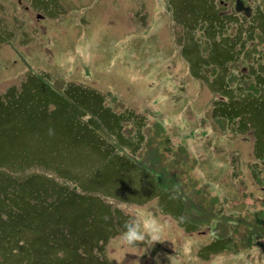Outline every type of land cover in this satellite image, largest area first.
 <instances>
[{"label": "rangeland", "instance_id": "1", "mask_svg": "<svg viewBox=\"0 0 264 264\" xmlns=\"http://www.w3.org/2000/svg\"><path fill=\"white\" fill-rule=\"evenodd\" d=\"M196 1L0 0V132L17 135L31 146L35 142L34 147L57 153L59 160L71 151L64 163L78 160L79 164L90 157L85 154L74 160L77 145L69 149L65 144L73 143V118L85 112L84 106L75 99L82 107L73 101L66 105L58 97L63 93L55 94L49 84L60 83L55 87L58 91L65 83L86 86L108 97L119 112L124 107L131 110L133 103L127 98H135L136 113L150 116L144 117L150 125L159 120L175 143L183 165L177 171L184 173L178 191L186 200V195L194 199V209L188 212L190 222L195 221L192 217L205 216L204 211H216L222 205L229 213L221 215L239 217L235 224L218 227H212L214 218L203 217L197 230H189L161 206L158 196L149 202L126 204L120 195L103 198L99 191L81 192L72 185L78 188L72 190L73 196L87 192L100 195L112 209L121 210L128 223H140L144 215L159 221L162 232L156 242L146 239L134 247H124L117 239L120 234L111 237L100 253L106 264H264V249L250 241L253 231H264L255 227L258 219L264 221V132L256 125L262 114H250L245 101L243 107L238 106L241 114L231 121L230 128L224 116L222 124L217 122L220 117L214 108L222 96L229 95L219 87V80L226 75L225 88L231 91L230 102L234 104L239 94L264 91L258 80L264 76V40L254 30V17L240 22L245 15L235 10L234 0H225V5L221 0ZM247 4L264 13V0H248ZM192 8H203L202 13L195 16L190 13ZM212 11L231 21L222 19L219 26L213 17L217 28L227 30L217 39L237 40L235 47L228 48L234 51L231 61L216 68L207 67L209 59L202 58L209 51L208 44L195 48L193 43L202 37V15ZM194 21L199 29L192 39ZM224 50L222 45L214 58L226 59ZM9 91L13 96H5ZM158 95L163 99L157 100ZM90 114L85 112L82 118L86 125L90 124ZM180 116H185L183 125L177 121ZM14 123L21 126L19 132H12ZM124 134L132 141L141 132L126 123ZM145 147L136 154L139 160L146 158ZM121 153L124 151L118 148ZM166 159V169L173 172L172 157L167 154ZM94 161L90 158L86 165ZM94 169L92 165L91 174ZM57 181L66 185L76 182ZM72 192L65 190L62 197ZM221 236L232 239L229 249L204 253L209 243Z\"/></svg>", "mask_w": 264, "mask_h": 264}, {"label": "trees", "instance_id": "2", "mask_svg": "<svg viewBox=\"0 0 264 264\" xmlns=\"http://www.w3.org/2000/svg\"><path fill=\"white\" fill-rule=\"evenodd\" d=\"M221 2L225 5V0ZM168 4L170 5V1ZM199 9L201 12L198 11ZM202 9L192 8L190 13L197 16L202 13ZM204 16L202 15L204 24L201 31L202 37L196 38L193 42L194 47H201L200 44L206 42L209 51L202 58L209 60L205 65L208 63L207 67L215 68L217 65L223 66L224 63L231 61L234 51L228 48L235 47L237 40L232 39V43L226 38L222 41L218 40V36H223V32L227 30L217 28L212 21L215 17L219 20V26L222 19L228 23L231 21L219 15L217 17L214 11ZM253 17L254 21L251 23L255 27L254 30L259 31L264 40V13L255 8L249 19ZM243 18L248 19V17H242L240 19L242 23ZM172 19H175L173 14ZM195 22L191 25L195 27L192 29V39L196 37L194 32L199 29L198 23ZM244 28L250 29L247 26ZM188 44H190L189 41ZM222 45L225 48L226 59L222 60L220 56L215 59L214 53ZM228 78L229 75H226L219 80V87L229 95L227 97L219 95L222 96V100H226H220L217 102L219 105L216 104L214 107L218 108L220 117L217 122L222 124L224 116L225 120L229 119V122L225 121L226 126L231 128V121L241 114L238 106L241 104L243 107L246 101L250 114H262L256 125L264 132V91L253 95L239 94L235 99L238 102L234 104L230 102L231 91L225 88V81L227 82ZM258 80L264 85L263 75H260ZM59 84L54 86V83H50L49 85L55 94L63 93L64 96L59 94L58 97L66 105L69 106L68 102L73 101L80 106L77 102L79 101L84 106H80L82 110L91 112L90 117L87 118L90 120L89 125L82 120L85 112L82 115L76 113L77 115L73 118L75 131L73 135H70L73 143L65 144V146L73 149L74 144L77 145L74 160L87 154L95 161L86 165L90 158H85L79 164L78 160L76 164L73 161L64 163L71 151L59 160L60 156L57 153L34 147L35 142H33L34 146H31L22 142L17 135L8 133L7 136L0 132V264H19V262L24 264H106L104 262L106 259L100 253L111 237L118 236L125 230L126 224H129L128 218L121 210L112 209V206L105 203L100 195L92 196L87 192V195L78 193L73 196L72 190L77 191L78 188L72 185L81 188V192L90 190L94 194L99 191L103 198L116 199L113 194L120 195L122 196L120 200L126 204L144 203L158 196L161 206L175 215L178 221L189 230H197L203 223L200 220L208 216L210 219L214 218L212 221H215V225L212 227L228 222L230 225L236 223L239 217H234L232 214L221 215L225 211L224 205L219 206L216 211L213 208L211 212L204 211L205 216H194L192 220L195 221L190 222L188 212L194 209L193 195H186L188 199L186 200L178 191V188L182 187L181 183L184 182V173L177 171V167L182 165L179 153L175 143L165 134L159 123L150 125L147 123L148 119L135 117L137 111L131 107H129L131 110L124 107L122 112H119L108 97L86 86L65 83V87L58 91L56 88H59L57 87ZM5 96L13 95L9 91ZM239 99L244 101L240 103ZM177 119L183 125L185 116ZM126 123L134 124V128L141 132V135L135 136V140L130 141L124 136ZM20 127H16L14 123L12 132H19ZM68 131L72 132L70 125H68ZM107 136L111 137L104 139ZM40 137L42 138L43 135ZM144 146L146 147L143 155L146 158L139 160L136 154ZM118 148L124 151V154H118ZM179 152L182 157L181 151ZM62 153H66V150L64 149ZM167 154L169 158L172 157L170 167L174 169L173 172L166 169ZM51 156L54 157V161L50 158ZM92 165L95 169L91 174ZM82 167L83 169L80 170ZM56 179H61L65 183H69V179L76 182L66 185ZM190 180L192 184H195L193 179L190 178ZM170 183H173L175 187H172ZM65 190L72 193L62 197V192ZM199 194L200 192H195V195ZM225 212L229 213L227 209ZM98 215L100 220L97 219ZM255 227L264 230V221L258 219ZM253 233L250 241L255 240V245L262 247L259 249L263 251L264 231L262 234H257L255 231ZM231 241L232 239L227 236L216 237L203 251L206 254L208 251L218 253L229 249Z\"/></svg>", "mask_w": 264, "mask_h": 264}, {"label": "clouds", "instance_id": "3", "mask_svg": "<svg viewBox=\"0 0 264 264\" xmlns=\"http://www.w3.org/2000/svg\"><path fill=\"white\" fill-rule=\"evenodd\" d=\"M161 232L159 221L155 217L144 215L140 223L126 224L125 230L117 239L124 247H134L146 239L152 242L158 241L161 238Z\"/></svg>", "mask_w": 264, "mask_h": 264}, {"label": "water", "instance_id": "4", "mask_svg": "<svg viewBox=\"0 0 264 264\" xmlns=\"http://www.w3.org/2000/svg\"><path fill=\"white\" fill-rule=\"evenodd\" d=\"M235 10L237 12L243 11L246 17H249L251 15V8L243 6L241 0H236Z\"/></svg>", "mask_w": 264, "mask_h": 264}, {"label": "crops", "instance_id": "5", "mask_svg": "<svg viewBox=\"0 0 264 264\" xmlns=\"http://www.w3.org/2000/svg\"><path fill=\"white\" fill-rule=\"evenodd\" d=\"M180 67H182V65H180ZM129 101H131L133 104H132V109L134 110V111H136L135 109H134V105H135V103H134V101H136L137 99H135V98H133V99H130V98H127ZM157 100H160V99H163V98H161L159 95H158V97L156 98ZM128 107V106H127ZM135 117H147V118H151L150 116H148L147 114H136V116ZM153 118H155L156 119V117H154L153 116ZM178 121V120H177ZM171 122V120H169V123ZM158 123L162 126V128H163V124L158 120ZM126 148V147H125ZM149 201H151V198L147 201V202H149Z\"/></svg>", "mask_w": 264, "mask_h": 264}, {"label": "flooded vegetation", "instance_id": "6", "mask_svg": "<svg viewBox=\"0 0 264 264\" xmlns=\"http://www.w3.org/2000/svg\"><path fill=\"white\" fill-rule=\"evenodd\" d=\"M247 1L248 0H241V2L243 3V6H245V7H250L248 4H247ZM234 2H235V4H236V0H234ZM251 8V7H250ZM253 9L254 8H251V15H252V13H253ZM241 14H243V13H241ZM244 15V14H243Z\"/></svg>", "mask_w": 264, "mask_h": 264}]
</instances>
